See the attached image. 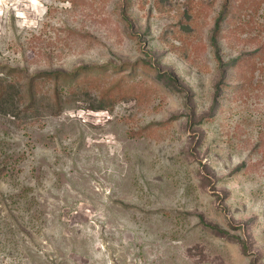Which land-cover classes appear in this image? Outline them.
I'll list each match as a JSON object with an SVG mask.
<instances>
[{"label":"rangeland","instance_id":"rangeland-1","mask_svg":"<svg viewBox=\"0 0 264 264\" xmlns=\"http://www.w3.org/2000/svg\"><path fill=\"white\" fill-rule=\"evenodd\" d=\"M0 77V264H264V0H3Z\"/></svg>","mask_w":264,"mask_h":264},{"label":"trees","instance_id":"trees-1","mask_svg":"<svg viewBox=\"0 0 264 264\" xmlns=\"http://www.w3.org/2000/svg\"><path fill=\"white\" fill-rule=\"evenodd\" d=\"M77 74H78V71L72 72V73H65V72H61V71H56V72H53V73L48 74V75L53 76L54 79L58 81L61 79H65V80H71L72 79L73 80L74 78H76ZM9 84H10V81L7 78L0 77V106L2 105L1 104L2 101H4L5 97L8 95ZM32 88H33V82L31 81L29 83V91H30V98H31L30 102H34L35 97H36ZM11 198H12L13 203H19V202L23 201V199L25 200V202H29V200H28V198H29L28 187L19 188V190L16 193L11 195Z\"/></svg>","mask_w":264,"mask_h":264},{"label":"clouds","instance_id":"clouds-1","mask_svg":"<svg viewBox=\"0 0 264 264\" xmlns=\"http://www.w3.org/2000/svg\"><path fill=\"white\" fill-rule=\"evenodd\" d=\"M0 3H3V0H0Z\"/></svg>","mask_w":264,"mask_h":264}]
</instances>
